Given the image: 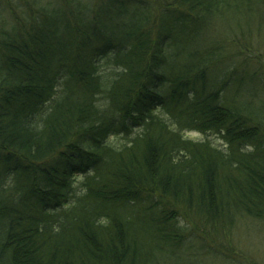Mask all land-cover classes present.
<instances>
[{
  "label": "trees",
  "instance_id": "16d2710c",
  "mask_svg": "<svg viewBox=\"0 0 264 264\" xmlns=\"http://www.w3.org/2000/svg\"><path fill=\"white\" fill-rule=\"evenodd\" d=\"M249 222L264 0H0V264H259Z\"/></svg>",
  "mask_w": 264,
  "mask_h": 264
},
{
  "label": "rangeland",
  "instance_id": "374dc122",
  "mask_svg": "<svg viewBox=\"0 0 264 264\" xmlns=\"http://www.w3.org/2000/svg\"><path fill=\"white\" fill-rule=\"evenodd\" d=\"M190 137L196 140L209 139L211 142L214 143V145L216 144L219 146H223L222 140L216 134H211V133L203 134V133L193 132L191 133ZM244 220H248V219H244ZM250 233L252 234L254 233L255 237L253 240L251 239L252 240L251 243H248L247 240L245 239V236L250 235ZM236 234H238V243L243 244L242 249L238 246V250L240 251L239 255L241 256V254H244V256L247 259H249L251 262L256 261V260H252L248 255L245 254L246 252L249 253L251 252L254 255V257L258 260L259 264H264V224L262 222L250 223L246 225L242 224V226L237 227ZM227 261L231 264L244 263V260L242 261L243 263L233 259H229Z\"/></svg>",
  "mask_w": 264,
  "mask_h": 264
}]
</instances>
